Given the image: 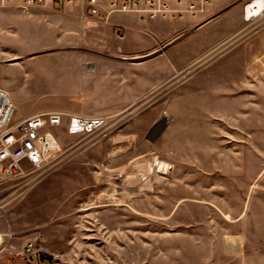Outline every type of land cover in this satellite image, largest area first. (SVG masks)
Returning a JSON list of instances; mask_svg holds the SVG:
<instances>
[{
  "label": "rangeland",
  "instance_id": "rangeland-1",
  "mask_svg": "<svg viewBox=\"0 0 264 264\" xmlns=\"http://www.w3.org/2000/svg\"><path fill=\"white\" fill-rule=\"evenodd\" d=\"M246 1L219 0L154 52L171 33L133 30L132 53L114 60L157 56L135 72L158 83L99 132L62 134L68 155L54 169L0 184V232L21 231L56 264H264V17L245 21ZM27 9L0 6V87L17 116L92 105L62 82L115 45L54 43L86 27Z\"/></svg>",
  "mask_w": 264,
  "mask_h": 264
},
{
  "label": "built area",
  "instance_id": "built-area-1",
  "mask_svg": "<svg viewBox=\"0 0 264 264\" xmlns=\"http://www.w3.org/2000/svg\"><path fill=\"white\" fill-rule=\"evenodd\" d=\"M1 3L78 7L82 16L104 22L115 13H129L147 23L202 17L211 11L213 0H1ZM243 16L247 22L263 18L264 0H247ZM107 120L105 115L51 109L19 117L11 94L0 87V184L25 175L26 166L31 168L29 171L34 177L43 176L68 155L62 148V134L68 137L95 134L106 127ZM2 204L0 197V208ZM14 238L23 240L22 254L26 261L37 264L39 249L36 242L21 231L0 232V247Z\"/></svg>",
  "mask_w": 264,
  "mask_h": 264
},
{
  "label": "crops",
  "instance_id": "crops-1",
  "mask_svg": "<svg viewBox=\"0 0 264 264\" xmlns=\"http://www.w3.org/2000/svg\"><path fill=\"white\" fill-rule=\"evenodd\" d=\"M219 0H213L212 7L217 8ZM16 6L17 9H31V8H41L46 10L47 16L51 18H55L58 21H77L80 24H82V27H86V32L88 33L87 36L84 34L76 35L74 36H81L80 38H75L71 35H67L68 32L66 30L61 31L60 35H56V38L52 40L54 43H71V42H90L95 44H101V45H107L109 43H112L115 45V53L113 54H106L101 55L102 58H100L99 54H96V58L92 61L93 67L89 71L85 69L81 70H74L75 73L67 76L62 83L65 84L66 88L68 89V92L71 94L70 97H75L76 93H78L80 99L90 98L92 101V105L86 106L84 103H81L79 107H75L73 105H63L60 107L52 108L51 110H63V111H71L75 113H84L87 115H109L110 113H114L117 110H119L120 107H123L126 105V100H131L134 97L132 96L134 92L136 91H145L152 86L156 85L158 82L153 81L151 78L155 75H150L148 77H144L139 72H135L137 66L138 68L140 65H147L148 62H150V59L156 58L157 56H153L150 58L141 59L140 61H137L136 63H131L129 60L134 59L132 56L128 58H124L123 60H114L119 54V52H125L129 55L127 50L124 48L125 41L128 37H130V34L133 32V30H144L145 31H151L155 32L158 31L159 27H164L168 30L169 33H171L170 37L168 39L162 40L158 38V36L155 37L156 43L151 48H148L147 53L154 52L155 50H158L160 48V45L164 44V48L167 46L165 43L167 40H171L174 36V32H177L179 29L185 28V27H191V24L197 19V18H182L179 20H153L149 21L147 23H142L137 19V17L133 14L129 13H115L110 16L108 21H100L98 19L92 18V17H85L80 14V8L78 7H65L60 5H36V6H21L17 4H2L0 0V6ZM27 9V10H28ZM200 18V17H199ZM141 25H147V27H142ZM98 27H104L110 29L112 32V35L110 38L108 36L102 35L99 31ZM98 28V30H96ZM114 29L119 31V34L117 35L114 32ZM155 30V31H154ZM159 32V31H158ZM164 32V31H163ZM161 33L162 36V32ZM173 35V36H172ZM84 36V37H83ZM163 47V46H162ZM99 53V52H98ZM54 56V54H52ZM112 55H114L112 57ZM135 55V54H133ZM139 55V54H136ZM65 56L69 60H73L76 62H80V65H84L85 62H83L80 59H70L71 56H77L74 53L72 55L65 54ZM37 56H29L27 58H36ZM106 57V58H104ZM23 60V59H22ZM20 60L19 62H21ZM61 60V57H53L52 64L55 66L57 62ZM142 63V64H141ZM134 64V65H133ZM85 66V65H84ZM73 71V70H72ZM7 84L6 90L10 93L11 85L8 81H6ZM4 84V83H2ZM77 98V97H76ZM85 100V99H83ZM46 110V109H42ZM41 111V110H38ZM35 111V112H38ZM35 112H32L30 114H33ZM29 114V115H30ZM23 240L22 239H16V240H8L4 243L2 249H0V255L5 254V257L7 258L8 263L6 264H28V262L25 260L23 254ZM11 257V259H10ZM57 260V258H51V256L48 258L44 256V254H38L36 263L37 264H56L54 261ZM63 264V263H62ZM231 264V263H230ZM241 264V263H239ZM245 264V263H242Z\"/></svg>",
  "mask_w": 264,
  "mask_h": 264
},
{
  "label": "bare ground",
  "instance_id": "bare-ground-1",
  "mask_svg": "<svg viewBox=\"0 0 264 264\" xmlns=\"http://www.w3.org/2000/svg\"><path fill=\"white\" fill-rule=\"evenodd\" d=\"M156 164L159 166V169H161V168L163 169L164 166H165V163L164 162H161V161H158Z\"/></svg>",
  "mask_w": 264,
  "mask_h": 264
}]
</instances>
